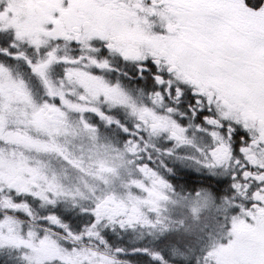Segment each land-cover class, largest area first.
I'll list each match as a JSON object with an SVG mask.
<instances>
[{"label":"snow or ice","instance_id":"obj_1","mask_svg":"<svg viewBox=\"0 0 264 264\" xmlns=\"http://www.w3.org/2000/svg\"><path fill=\"white\" fill-rule=\"evenodd\" d=\"M0 264H264V0H0Z\"/></svg>","mask_w":264,"mask_h":264}]
</instances>
